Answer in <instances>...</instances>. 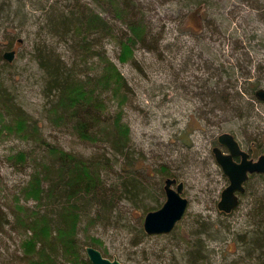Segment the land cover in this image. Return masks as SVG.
<instances>
[{"label":"rangeland","instance_id":"374dc122","mask_svg":"<svg viewBox=\"0 0 264 264\" xmlns=\"http://www.w3.org/2000/svg\"><path fill=\"white\" fill-rule=\"evenodd\" d=\"M0 1L8 2L11 10V14L0 21V40L4 38L6 44L0 48V54L14 51L3 78L16 103L37 120L43 137L50 144L84 155L92 150L102 152L106 147L103 142L97 145L98 149L86 146L70 128L54 126L44 111L47 103L42 91L44 73L35 57L41 42L48 44L47 50L58 55L68 67L87 70V64L93 69L94 63L100 61L88 60L82 54L76 57L69 40L50 37L44 12L37 9L58 6L66 11L76 2ZM77 1L87 4L105 22L114 24V36L98 34L100 43L92 44L94 50L100 48L106 57L104 62L103 59L99 62L101 68L106 62L111 65L107 69L108 79L122 84L103 91L105 110L121 114L120 120L130 133L131 155L126 160L118 156L117 164L145 174L144 179L149 184L148 195L119 199L114 212L116 217L112 220H100L96 227H85L89 237L99 239V245L94 247L108 259L115 257L120 264H173L184 251L176 247L180 244L183 248L180 237L192 240L195 236L191 232L201 229V222L198 227L195 222L204 219L205 224L212 222V232L220 226L209 238L196 237L200 244L201 239L206 244L213 263L236 259L241 252L237 242L232 240V233H240L249 224L250 203L248 196L239 195V202L232 211L217 210L216 203L227 179L220 174L211 148L217 142L221 120L227 121L222 128L232 130L243 149L248 142L264 140V106L255 109L259 116L251 117L244 115L246 112L237 116L235 111H213L207 92L209 88H225L220 97L226 98L228 93L233 97L237 89L258 78L260 86L264 87V0H201V4L210 2L213 10L208 15L202 10L200 23L192 14L193 17L185 15L178 9L185 8L188 1L199 0H133L144 11V19L153 29L148 28L151 35L146 36L145 44L130 42L128 48L121 45L124 40L118 39L124 27L111 16L106 2L101 8L94 0ZM239 44L243 47L235 50ZM81 59L86 61L78 65ZM217 63L226 68L225 73L213 68ZM2 120L0 115V176L7 185H16L23 172L8 161V156L29 148L30 144L7 134ZM161 166L183 182L181 195L187 199L184 214L169 233L146 234L136 245H131V238L138 237L137 227L142 226L145 208L155 210L165 199ZM78 236L81 241L85 238L81 230ZM17 243L16 233L0 232V264H16L12 262V254ZM85 244L81 252L84 257V248L89 245L87 240ZM236 264L249 263L237 261Z\"/></svg>","mask_w":264,"mask_h":264},{"label":"trees","instance_id":"16d2710c","mask_svg":"<svg viewBox=\"0 0 264 264\" xmlns=\"http://www.w3.org/2000/svg\"><path fill=\"white\" fill-rule=\"evenodd\" d=\"M72 1L76 2L74 7H69L66 11L58 6L37 8L44 12L50 37L69 40V46L76 52V57L82 54L88 57V60L97 58L100 61L103 59L104 62L106 57L103 51L100 48L94 50L92 44L100 43L98 34L114 36V24L105 22L100 14L94 13L87 4ZM94 2L101 8L105 7L106 2L110 7L111 16L124 27L118 38L119 41H125L121 44H124L123 47L128 48L131 46L130 42L135 41L146 43V36L151 35L150 29L153 27L145 21L144 11L140 10L138 3L135 4L133 0ZM184 6L185 8H178L179 12L194 16L199 23L202 10L205 15L213 10L210 2L201 4V0L192 3L188 1ZM10 12L8 2L0 1V21L6 19ZM3 39L0 40V48L6 46ZM237 41L239 43L238 39ZM41 43L42 45L36 49L35 57L44 73L42 91L47 100L44 111L50 122L56 127L70 128L86 146L98 149L97 145L103 142L106 147L102 148V152L92 150L84 155L65 151L47 142L37 120L16 103L14 94L4 84L3 72L10 63L3 60L0 54L2 125L7 134L17 136L30 144L29 148L19 149L8 156V161L23 172L20 183L7 185L0 176V232L16 233L18 243L12 254V262L16 264H91L81 254L82 246L86 245L85 240L89 244L87 246L99 245V239L89 237L85 227H96L100 220L107 222L112 220L116 217L114 212L119 199H134L138 195H148L149 184L144 179L145 174L141 172L137 174L132 168L124 169L123 165L117 164V157L126 160L128 155H131V149L130 133H127V127L120 120L121 114L115 111L107 113L105 110L103 91L122 85L114 79H108L107 69L111 65L106 62L101 68L100 61L98 63L93 61L95 65L92 66L93 69L87 64L85 66L87 70L68 67L58 55L47 50L48 44ZM157 45L159 47V44ZM242 47L239 44L234 49ZM153 48L156 50L155 46ZM85 61L86 59H81L77 64ZM215 65V67L213 65L215 70L221 71V74L225 73L226 68L221 63ZM232 86L235 87L234 84ZM259 88H264L260 86V78L239 89L236 88V91L241 92L233 97L228 92L226 98L220 97L224 95L225 88H214L215 90L209 88L207 95L213 111H235L237 116L246 112L244 115L248 117L259 116L255 109L264 106V103L254 97L255 91ZM241 93L248 95L249 98L245 99ZM224 122L227 121L221 120L218 131L228 132L237 140L232 130L222 128ZM245 150L250 156L257 157L264 151V140L248 142ZM130 160L132 162L131 158ZM160 169L165 178H176L166 167L161 166ZM220 174L226 179L221 172ZM255 181L257 183L254 187ZM245 195L248 196L250 203L247 212L249 224L241 229L240 233H232L226 229L228 233L234 234L232 240L237 242L241 254L238 255L239 258L220 264H236L237 261L264 264L263 174L248 176L240 196ZM150 209L153 207H147L145 211ZM117 217L119 218L118 215ZM200 222L201 229L191 232L195 236L192 240L180 237L183 248L180 244L176 247L184 251H180L178 261L173 264H214L206 244L202 239L200 244L196 237L206 235L209 238L220 226L212 232V222L205 224L204 219L197 220L195 222L197 227ZM137 229L138 237L131 238L129 242L131 245H136L139 239L146 236L142 226ZM80 230L85 237L82 241L78 236ZM103 249L106 251L104 247Z\"/></svg>","mask_w":264,"mask_h":264},{"label":"water","instance_id":"95a60500","mask_svg":"<svg viewBox=\"0 0 264 264\" xmlns=\"http://www.w3.org/2000/svg\"><path fill=\"white\" fill-rule=\"evenodd\" d=\"M14 51H4L2 59L11 62ZM256 99L264 102V88L255 91ZM225 151H222V148ZM213 158L222 174L227 179L226 186L221 190L216 203L218 211L229 213L238 204L239 194L244 191V183L250 174L264 175V151L255 159L249 158L248 153L241 148L238 141L228 132L217 136V144L211 148ZM234 157H238L237 160ZM165 199L160 207L145 213L142 229L145 234L169 233L184 214L187 199L181 195L183 182L174 177H167L163 182ZM87 259L91 264H120L115 257L108 259L92 247L84 248Z\"/></svg>","mask_w":264,"mask_h":264},{"label":"flooded vegetation","instance_id":"af4514ba","mask_svg":"<svg viewBox=\"0 0 264 264\" xmlns=\"http://www.w3.org/2000/svg\"><path fill=\"white\" fill-rule=\"evenodd\" d=\"M256 100H258V99H256ZM258 101H260V100H258ZM260 102H262V101H260ZM262 103H264V102H262ZM216 139H217V138H216ZM216 144H217V142H216ZM216 144H215V145H216ZM215 145H214V146H215ZM240 146H241V145H240ZM221 148H222V151H225V148H223V147H221ZM241 148H242V147H241ZM242 149H243V148H242ZM244 150H245V149H244ZM245 151H246V150H245ZM246 152H247V151H246ZM247 153H248V152H247ZM248 157H249V158H252V159H255V158H256V157L250 156L249 153H248ZM234 159L237 160L238 157H234ZM253 174H254V173H253ZM250 175H251V174H250Z\"/></svg>","mask_w":264,"mask_h":264},{"label":"bare ground","instance_id":"6f19581e","mask_svg":"<svg viewBox=\"0 0 264 264\" xmlns=\"http://www.w3.org/2000/svg\"><path fill=\"white\" fill-rule=\"evenodd\" d=\"M240 92H241V91H240V90H238V91H236V94H240Z\"/></svg>","mask_w":264,"mask_h":264}]
</instances>
